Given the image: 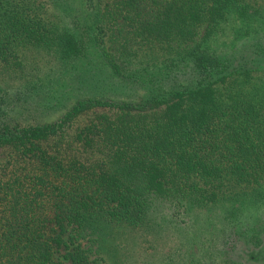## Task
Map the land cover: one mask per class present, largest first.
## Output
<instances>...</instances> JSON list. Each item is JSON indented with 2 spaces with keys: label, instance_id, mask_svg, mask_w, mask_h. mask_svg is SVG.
<instances>
[{
  "label": "trees",
  "instance_id": "16d2710c",
  "mask_svg": "<svg viewBox=\"0 0 264 264\" xmlns=\"http://www.w3.org/2000/svg\"><path fill=\"white\" fill-rule=\"evenodd\" d=\"M0 63V264H264V3L0 0Z\"/></svg>",
  "mask_w": 264,
  "mask_h": 264
},
{
  "label": "rangeland",
  "instance_id": "374dc122",
  "mask_svg": "<svg viewBox=\"0 0 264 264\" xmlns=\"http://www.w3.org/2000/svg\"><path fill=\"white\" fill-rule=\"evenodd\" d=\"M263 3H264V1H262V0H256V5L263 4ZM45 7L47 8L48 17L53 19L55 16L54 11L52 9L48 8L47 5H45ZM28 49L29 48H27L25 50H28ZM33 52H34L33 50L27 51V54H28V56H30V58H31ZM34 58L36 60L40 61L41 63H43V65L46 63L49 64V63L53 62L51 59L46 60V58L44 57L43 54H36V55H34ZM26 60H27V58H26ZM20 81H22V80H20L19 78L16 77V73H12L11 70H9L6 66H4L3 64L0 63V86L3 89H5V90L9 89L10 90L14 86H18L19 84H21ZM56 116L57 115H53L52 117L55 118ZM50 118H51V116H50ZM15 148H16V145H12V144H6V145L0 146V166L1 165L6 166L8 164V162L11 160L8 168H12V170H15V172H18V171L28 172L31 169V164H30L31 160L24 156V154H23L24 148H21L19 150H15ZM18 154H19V157H18L17 161H14L13 158L15 156H17ZM10 173H13V172H10ZM60 174H62V173H58V175H60ZM58 178L61 179L62 176H59ZM240 244L243 245V242L239 243L238 246ZM243 246L246 248L245 245H243ZM244 247H242V248H244ZM250 248L253 249L252 246H250ZM73 249H74L73 245H68V247H66L65 245L54 246V248L52 249L53 250L52 256H53L55 262H58L60 264H70V260L65 257V254L67 251H70ZM237 249H238V247H237ZM257 250H260V249L259 248L253 249L251 251L257 253ZM262 253L260 251V253L257 254L258 257L261 255L260 257L264 258V255H262ZM200 264H207V261H202Z\"/></svg>",
  "mask_w": 264,
  "mask_h": 264
}]
</instances>
